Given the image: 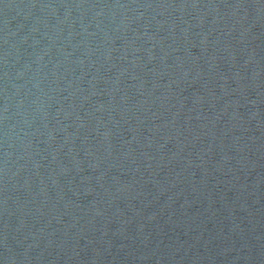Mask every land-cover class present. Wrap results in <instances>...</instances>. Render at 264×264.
<instances>
[{"label":"water","instance_id":"1","mask_svg":"<svg viewBox=\"0 0 264 264\" xmlns=\"http://www.w3.org/2000/svg\"><path fill=\"white\" fill-rule=\"evenodd\" d=\"M0 264H264V0H0Z\"/></svg>","mask_w":264,"mask_h":264}]
</instances>
